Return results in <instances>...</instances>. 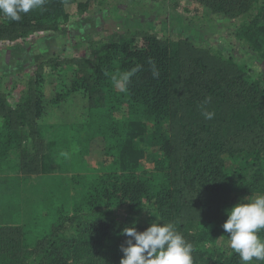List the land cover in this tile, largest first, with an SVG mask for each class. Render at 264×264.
<instances>
[{"label":"trees","instance_id":"obj_1","mask_svg":"<svg viewBox=\"0 0 264 264\" xmlns=\"http://www.w3.org/2000/svg\"><path fill=\"white\" fill-rule=\"evenodd\" d=\"M108 1L45 0L20 21L0 14V42L61 32ZM193 1L223 15L264 70V0ZM102 36L0 90V175L75 171L67 205L50 189L31 221L0 225V264H120L123 229L155 220L192 245L193 264H242L223 224L227 209L264 195V75L188 35L123 26ZM95 150L104 170L93 175Z\"/></svg>","mask_w":264,"mask_h":264},{"label":"rangeland","instance_id":"obj_2","mask_svg":"<svg viewBox=\"0 0 264 264\" xmlns=\"http://www.w3.org/2000/svg\"><path fill=\"white\" fill-rule=\"evenodd\" d=\"M112 1L91 6L83 15L72 14L61 32H37L28 37L27 41H1L0 90L10 94L14 84L26 79L32 67L43 58L63 55L67 46L72 49L75 44H80V52H89L93 41L123 26L155 32L165 37L192 36L200 42L198 44L220 50L225 57L233 55L239 61L248 62L249 67L252 66L258 74L264 75L261 64L254 55L246 53L247 45L235 38L230 23L224 20L223 15L193 0ZM107 16H110L109 19ZM101 46L98 44V49ZM12 96L11 99L15 98V95ZM90 155L88 165L92 169L87 170L88 174H101L104 170L101 151L95 150ZM79 164L80 167H88L87 164ZM42 168L40 173L31 176L0 175V225H12L19 223L18 220H21L19 224L31 221L35 215L34 206L48 200L49 195L54 196L50 189H55L61 204L67 205L71 200L75 194H72L74 189L71 175L75 171L57 173L49 165ZM118 215L123 214L121 212Z\"/></svg>","mask_w":264,"mask_h":264},{"label":"clouds","instance_id":"obj_3","mask_svg":"<svg viewBox=\"0 0 264 264\" xmlns=\"http://www.w3.org/2000/svg\"><path fill=\"white\" fill-rule=\"evenodd\" d=\"M45 0H0V14L12 21H20L22 14L41 8ZM138 68L120 77L126 83ZM152 74L159 76L153 64ZM213 112H204L212 119ZM227 220L223 229L230 238L231 249L239 254L242 264L253 260L264 261V240L258 232L264 229V195L242 200L226 210ZM126 246H121L120 264H193V247L172 223L153 221L144 231L134 226L123 229Z\"/></svg>","mask_w":264,"mask_h":264}]
</instances>
